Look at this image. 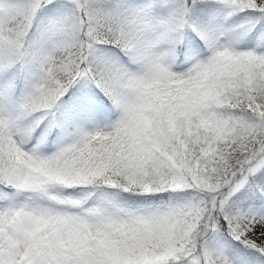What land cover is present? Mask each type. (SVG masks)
<instances>
[{
	"label": "snow or ice",
	"instance_id": "snow-or-ice-1",
	"mask_svg": "<svg viewBox=\"0 0 264 264\" xmlns=\"http://www.w3.org/2000/svg\"><path fill=\"white\" fill-rule=\"evenodd\" d=\"M0 264H264V0H0Z\"/></svg>",
	"mask_w": 264,
	"mask_h": 264
}]
</instances>
